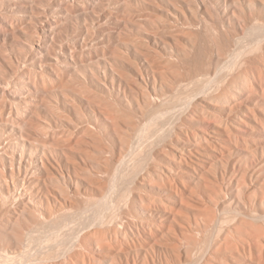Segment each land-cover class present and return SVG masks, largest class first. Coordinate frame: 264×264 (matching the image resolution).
Returning <instances> with one entry per match:
<instances>
[{
  "label": "rangeland",
  "instance_id": "374dc122",
  "mask_svg": "<svg viewBox=\"0 0 264 264\" xmlns=\"http://www.w3.org/2000/svg\"><path fill=\"white\" fill-rule=\"evenodd\" d=\"M95 214L93 264H264V0H0V249Z\"/></svg>",
  "mask_w": 264,
  "mask_h": 264
},
{
  "label": "bare ground",
  "instance_id": "6f19581e",
  "mask_svg": "<svg viewBox=\"0 0 264 264\" xmlns=\"http://www.w3.org/2000/svg\"><path fill=\"white\" fill-rule=\"evenodd\" d=\"M235 57L236 58L234 59H236V61L233 60L234 62L232 61L219 68V74L214 79H209V84L205 86L204 90H211V85L214 86L215 83L219 82L224 74L228 70L232 69V67L236 63H238L239 60H241L242 52L236 54ZM196 98L197 95L195 96L194 100H190V102L187 104V108L191 107L192 104L196 102ZM160 116L161 115H157V117ZM160 122L161 121L157 119L155 122H153V124H151L149 133L147 134L148 136H143L140 133L138 134L141 142H143L144 138L146 137L147 139H149L153 130L160 129ZM173 127L171 129H173ZM146 143L140 145L139 147L134 146V143H132L133 145L131 144L132 146L128 150L127 154L123 158L120 155L119 163L114 170L115 173L113 181L109 189L107 190L104 185L100 186V198L98 199V205H96V207L99 206L108 210L111 208L120 210L123 184L125 183L126 178H128L129 175H132L137 168H141L142 172L145 171ZM120 154H122V152ZM114 164L117 163L114 162ZM14 182L15 181L13 178V184ZM169 185L173 189H175L176 187L179 188L178 182L177 185H174L173 181H169ZM260 218L258 217L257 220H259ZM82 221L83 222L79 225V227L72 229L71 234H69V236L67 237L63 236V231L65 230L64 226H67V224L64 223L61 225V227L55 228V232H53L52 234H40L36 236L34 241H32L29 246L28 244L25 245L23 250L3 251L0 249V264H93V258L91 257V255L85 253L82 249L87 245H91V243L95 241L103 244L106 243L107 240L116 242L118 243L117 245L119 246V248L123 250L120 242H118V240H114L113 234L101 229L104 224L103 217L95 214L87 220ZM246 239L248 244L242 245V250L252 251L254 250L253 246H258L257 243L259 238L257 239V237L248 236ZM260 257L262 256L260 255L259 258Z\"/></svg>",
  "mask_w": 264,
  "mask_h": 264
}]
</instances>
